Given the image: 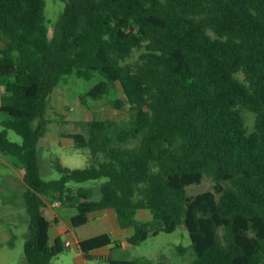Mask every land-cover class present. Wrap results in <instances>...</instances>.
<instances>
[{"label":"trees","instance_id":"trees-1","mask_svg":"<svg viewBox=\"0 0 264 264\" xmlns=\"http://www.w3.org/2000/svg\"><path fill=\"white\" fill-rule=\"evenodd\" d=\"M45 10V0H0V155L23 170L25 263L53 264L69 249L60 237L51 242L43 213L56 196L75 210L72 229L110 209L121 229H134L129 246L161 222L153 235L188 231L190 264H264V0H66L52 39ZM65 77L99 79L84 102L119 85L112 106L121 118L82 123L86 133L70 139L89 151L90 166L55 159L60 178L45 180L37 145ZM243 110L255 115L252 132ZM205 178L213 191L189 196ZM89 182H101L98 198ZM140 211L152 220H136ZM105 247L122 243L102 234L77 244L86 261Z\"/></svg>","mask_w":264,"mask_h":264},{"label":"rangeland","instance_id":"rangeland-1","mask_svg":"<svg viewBox=\"0 0 264 264\" xmlns=\"http://www.w3.org/2000/svg\"><path fill=\"white\" fill-rule=\"evenodd\" d=\"M46 18L49 30V38L54 36L55 27L63 13L66 0H45ZM139 53H135V60ZM238 77L243 80L242 75ZM99 79L87 82L76 77H65L60 86L52 94L49 105L44 113V120L47 121V129L43 138L39 140L38 162L41 175L45 180H57L60 174L54 168V160L60 159L62 165L69 169H83L90 166V154L87 149L79 150L74 147L70 139L72 134H85L81 126L82 123L89 122L95 118L120 119L121 116L113 109L112 102L119 97H123L119 85L112 88L111 93L101 100L83 101L86 91ZM4 88L0 85V102L4 95ZM245 123L249 131L254 130L255 115L248 110H243ZM0 114V121L4 119ZM3 130L0 124V131ZM9 139L17 144H21V138L9 131ZM1 157V156H0ZM0 162V264H26L24 259V244L29 238V215L26 210L24 194L26 186L21 179L23 170L17 169L12 164V160L1 157ZM101 182H89L84 186L95 190V198L99 197V186ZM213 182L205 178L200 185L188 187V195L194 196L206 191H213ZM58 202L56 196L46 198V216L53 221V218H60L57 231L62 233L61 239L65 243L69 236L65 234L68 228L69 217L75 214V210L55 205ZM152 217V214L147 211ZM138 220L146 221L147 214H139ZM105 222L106 226L102 225ZM161 227V222H153L150 226L148 239L139 246H129L111 250L112 260H136L149 259L157 263L161 258L166 264H190L195 259V254L191 246L188 231L183 227H178L173 233L160 232L153 235L152 232ZM76 230V229H75ZM64 231V232H62ZM79 238L87 239L91 236L105 232H113L110 220L106 216H93L90 223L76 230ZM56 234V230H54ZM12 241V242H11ZM122 242V241H121ZM53 264H107L104 260L84 261L75 247L67 249L63 254L53 261Z\"/></svg>","mask_w":264,"mask_h":264},{"label":"crops","instance_id":"crops-1","mask_svg":"<svg viewBox=\"0 0 264 264\" xmlns=\"http://www.w3.org/2000/svg\"><path fill=\"white\" fill-rule=\"evenodd\" d=\"M2 88V87H1ZM2 157V155H0ZM0 157V162H2V159ZM23 175V174H22ZM21 175V177H22ZM45 210H47V203H46V207L43 209V213H44V216L47 218L48 221L51 222V228H50V240L51 242H54V240L58 237L61 238L62 236V233L60 231H57V226L59 225V220L60 218L58 216L54 217L53 218V221L50 220L45 214ZM73 210V209H71ZM141 214V215H145L147 214L148 216V219L146 221H143V222H148V221H151L152 220V217L149 213H147V211H140L137 216ZM75 214H72L70 215L69 217V224H70V218L72 216H74ZM106 216L109 220H110V223L113 227V232L110 233V232H105V233H102V234H110L114 240L116 241H122V247L126 246L127 243H126V240L128 238H130L133 234H134V229L133 228H128V229H121L119 224H118V221H117V218H116V215L114 213L113 210H110V209H107V210H103V211H100V212H95L93 214H91L89 216V222L86 224L88 225L90 223V220L93 216ZM136 216V217H137ZM136 220H138L136 218ZM138 221H141V220H138ZM84 225V226H86ZM102 225L106 226L105 222L103 221L102 222ZM79 228H77L76 230H78ZM54 230H56V234H54ZM75 229H72L71 226L69 225L68 228L65 230V234L68 235L70 238L67 242H65V244L69 245V249L71 247H75L76 251L78 252V254L80 255V259L81 260H84L86 261L83 256H82V253L79 251V249L77 248V244L82 241V240H86V239H82V238H79L78 235H77V232H76ZM64 232V231H62ZM102 234H97V235H94V236H91L87 239H90V238H93V237H96V236H99V235H102ZM110 253H111V247H105V248H102V249H99V250H96L92 253V255L97 259H101V258H105L107 256H110ZM87 262V261H86Z\"/></svg>","mask_w":264,"mask_h":264},{"label":"built area","instance_id":"built-area-1","mask_svg":"<svg viewBox=\"0 0 264 264\" xmlns=\"http://www.w3.org/2000/svg\"><path fill=\"white\" fill-rule=\"evenodd\" d=\"M55 205H57V206L59 205V206H60V203L58 202V203H56ZM67 246L69 247V245H68V244H67Z\"/></svg>","mask_w":264,"mask_h":264}]
</instances>
